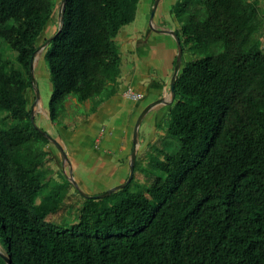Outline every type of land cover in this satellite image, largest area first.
Wrapping results in <instances>:
<instances>
[{
	"label": "trees",
	"instance_id": "obj_1",
	"mask_svg": "<svg viewBox=\"0 0 264 264\" xmlns=\"http://www.w3.org/2000/svg\"><path fill=\"white\" fill-rule=\"evenodd\" d=\"M139 1L68 0L45 55L52 122L68 126L72 97L95 112L117 92L116 38L135 20ZM258 1L174 4L184 54L220 49L184 62L179 72L151 162L160 173L138 192L128 191L132 179L105 197H84L77 221L64 227L52 219L63 199L42 195L53 171L51 140L35 126L27 96L35 93L31 59L58 0H0V39L15 51L13 61L0 53V244L12 264H264ZM0 264H8L1 255Z\"/></svg>",
	"mask_w": 264,
	"mask_h": 264
},
{
	"label": "crops",
	"instance_id": "obj_2",
	"mask_svg": "<svg viewBox=\"0 0 264 264\" xmlns=\"http://www.w3.org/2000/svg\"><path fill=\"white\" fill-rule=\"evenodd\" d=\"M173 19L174 27L171 29L176 30L180 27V24L177 17L174 16ZM162 29L166 28L162 27ZM122 30L116 38L117 45L121 49V55H125V58L122 55V67L123 58L124 62L126 60L130 61L129 55H135L137 58L136 61H133V65L124 64V67L129 68L127 73L132 75V78L128 81L127 86L136 88L139 92H144L146 94L145 99L147 100L140 104L138 103L139 101L137 102L138 104L135 102L136 104L134 107H130L126 104L124 99L126 97L125 90L127 88L123 89L122 94H120V89L122 88L121 85H125V81L122 82V79L125 78V76L123 77L125 72L124 69V72L121 73L118 79V92L106 98L95 112L90 111V102L81 104L78 103L75 98H73V100L71 98L67 100V115L70 113L69 110L73 107L75 108L82 105L86 108L87 113L81 115V118L79 119L80 121H76L80 122L79 124L74 126L72 121L73 118H77V115L73 116V118L68 115L67 119H69L72 124H68L67 127L64 124L52 122L50 114L47 115V111L45 112L46 118L42 117L43 120H48L46 123L49 127H51V129L47 128V132H49L50 135L62 145L67 154V157H64L58 146L51 141L50 145L47 146V149L50 151L48 158L55 161V163L57 162L59 167L64 166L66 169L67 167H70V169L66 170L67 175H69L70 170H72L78 185H80L88 193L97 192L95 188L91 189V185L88 182V179H91L93 176H104L108 181L110 176L113 174L116 176L117 172L125 173L126 170H129L130 172V159L133 149V129L139 114L145 106L154 100L162 97L167 99L170 98V83L177 60L175 52H178V47H175L173 56L166 57L162 60L155 54L156 47L153 43L156 42V39H154V36L150 32L147 38H145L144 36L139 37V35H131L128 30ZM172 37L175 39L174 36ZM136 51L142 58H148V60H144L143 62L142 58H139L135 53ZM144 53H146V56H144ZM155 68L168 69L170 72L168 73L169 77L167 78L166 76L165 78V76H163L162 79H160L155 72ZM168 109L169 105L160 104L146 114L143 121L146 120L147 117L145 123L148 124V131H144V135L149 136L148 133L153 132L158 134V130L160 132L156 138H160V135H164V130L160 127V125L163 122ZM121 111H127L124 119L119 114ZM105 119L109 120V127L104 125L103 121ZM142 125L143 124H141L139 128L138 151L142 148V136L140 140ZM105 127L110 131L108 135H106L107 130ZM149 129L153 130L149 131ZM94 135H96V146L92 143ZM152 135L153 134L150 135V138ZM100 137H102L104 141L98 145ZM156 138H154V140H156ZM145 139L146 136H144V140ZM115 156L117 157L115 158ZM123 180L113 181V185L125 182Z\"/></svg>",
	"mask_w": 264,
	"mask_h": 264
},
{
	"label": "rangeland",
	"instance_id": "obj_3",
	"mask_svg": "<svg viewBox=\"0 0 264 264\" xmlns=\"http://www.w3.org/2000/svg\"><path fill=\"white\" fill-rule=\"evenodd\" d=\"M61 1L62 0H58L56 9L54 11V15L50 19V21L47 23L46 27L44 28L43 34L41 35L39 39V43H38V45L40 46H42V44L48 38L52 37V35L56 32V30L59 27V23H60L59 9L61 5ZM154 1L155 0H140L138 3L137 15H136L135 20L131 22L130 24L126 25L122 31L128 30V32H130L131 35H139V37L144 36L145 38H147L150 32L154 36V39H156V42L153 43L154 46L156 47L155 54L163 60L166 57L173 56L174 49L175 47L177 48V43L175 42V39H173V37L170 34L163 33V32H157L150 28V17H151V12L153 9ZM176 2H178V0H160L156 13H155L154 21H153L154 25L157 28L162 29V27H164L166 29H171L172 27H174L173 18L174 16L176 17V15H174L176 13L175 12L173 13L171 9L173 8L174 4H176ZM258 2H259L261 14L264 15V0H259ZM50 45L51 44L49 43L44 48H41L37 52V56L35 59L34 77H35V82L37 83V85H34V86L38 88L39 90V97L37 96V93H34L31 89L27 90V96L30 100V107L34 110L33 113H34L35 123L36 125L44 129L45 131H47V128L51 129V127H49L48 124L46 123L48 122V120L42 119V117L46 118L45 117L46 111H47V115H49V100L52 94V83L50 80V70L45 60V55L48 49L50 48ZM219 49H220L219 47H212V49L210 48V49H205V50L202 49V50H199L195 54H191L190 52H185L183 56V61L187 62L189 60H192L198 57H203L210 53L218 52ZM120 52H121V49H120ZM0 53L3 56H6L7 58L11 59L12 61L15 59V51H13L10 48V46L2 39H0ZM135 53L137 54L139 58H142L137 53V51ZM177 53L175 52L176 57H177ZM122 55L125 58V55L124 54ZM144 56H146V53H144ZM124 58H123L122 72H124V69H125V72L123 74V77L125 76V78L122 79V82L125 81V85H121L122 88L120 89V94H122L123 89L127 88L125 90V93H126V91L130 88L129 86H127V83L130 80V78H132V75H129L127 73L129 68L124 67V64L133 65V61L137 60L135 55L134 56L129 55L130 61L126 60L124 62ZM144 60H148V58L146 59L142 58L143 62ZM155 69H156L155 72L159 76L160 79H162L163 76H165V78L166 76L167 78L169 77L168 73L170 72L168 69L166 68H161V69L155 68ZM118 89H117V92H118ZM133 89L136 90V88H133ZM141 93L143 95V97L140 99L141 101L140 100L136 101L132 98L127 97L126 95H125L126 97L124 101L126 102L128 106L134 107L138 101H139L138 103L140 104L144 102L145 100H147L145 99L146 94L144 92H141ZM71 99L73 100V97ZM67 109L66 111L64 110L66 114L68 113ZM69 111L70 113L68 115L70 117L73 118V116L77 115V118L75 117L72 120L74 126L80 123L76 121H80L79 119L81 118V115L87 113L86 108L82 105L77 106L75 108L73 107ZM119 114L124 119L127 114V111H121ZM67 118L65 119L64 122H66V124L71 125L72 122ZM146 120H147V117H146ZM146 120H144L142 123L143 124L142 129H141L142 133L140 134V140L142 136V139L144 142L142 141L141 143L142 148H140V150L137 152V164L138 165L135 170L134 178L132 182L130 183V185L128 186V191L132 193L143 190L146 185L150 184L151 180L153 179V176H156L160 173L157 169L153 168V165L151 164V162H152L153 157L158 156L157 151H158V147L160 146V138L162 137V135L159 136L160 138L158 137H157L158 139L156 138V136H158L160 132L159 130H158V134L156 132L155 133L153 132V133H148L149 136L144 135V131H148V127H147L148 124L145 123ZM103 123L106 127H109V120L105 119ZM0 124L2 123L0 122ZM106 130H105L106 135H108L110 131L107 128ZM152 130L149 129V131H152ZM151 134L153 135L150 138ZM144 136H146L145 140H144ZM95 137L96 135L93 136L92 143L96 146L97 141H95ZM102 137H100L98 145H100L104 141ZM154 138H156V140H154ZM173 141L175 143V146H174V149H175L177 148L179 143L177 140L176 141L173 140ZM132 142H133V136H132ZM169 150H172V149L170 148ZM117 156H118V152H117ZM117 156H115V158ZM55 158H56V155H55ZM47 162L48 164H50L51 166L50 168L53 171L50 175H48L50 177H48V182L45 184V187L42 190V195H44V197L46 196L48 197L50 194L51 195H55V193L59 194L58 197L63 199L64 205L62 206V208L60 209L58 213L52 216V219L55 221H59L62 225H64V227H69L73 222L77 221V218H78L77 216L79 215V211L83 204L85 196L82 193L77 191V187L74 185V183L69 177L68 178L71 184H67L65 176H68V175H67L66 170L70 169V167L69 168L67 167V169L64 166L59 167L57 162L55 163V161H52L50 159H48ZM129 173H130L129 170L128 171L126 170L125 173L117 172L116 176L113 174L112 176H110V179L108 181L106 180L104 176H101V177L93 176L91 179H88V182L91 185V189L95 188V190H97V192H94V193H88L80 185L79 186L84 192L88 194H97V193L99 194V193L109 190L110 187L112 188L113 186H115L113 185V181H116V180L122 181L123 179H124L123 181H126L129 176ZM98 191H101V192H98ZM6 249H7L6 246L4 247L3 245L0 244V250L2 252H6Z\"/></svg>",
	"mask_w": 264,
	"mask_h": 264
},
{
	"label": "water",
	"instance_id": "obj_4",
	"mask_svg": "<svg viewBox=\"0 0 264 264\" xmlns=\"http://www.w3.org/2000/svg\"><path fill=\"white\" fill-rule=\"evenodd\" d=\"M68 0H62L61 1V5H60V9H59V17H60V23H59V27H58V31L56 34H53L52 37L48 38L43 44L42 46L35 52V54H37V52L41 49L44 48L46 45H48L53 38L60 33L61 29H62V25L64 23V15H65V10H66V4H67ZM160 0H155L154 1V5H153V9L151 12V17H150V28L152 30H155L157 32H163V33H168L171 34L172 36H174L176 43H177V47H178V54H177V60H176V64L174 67V73L172 76V80L170 83V98L167 99L165 97L162 98H158L156 100H154L153 102L149 103L147 106H145V108L142 110V112L139 114L134 129H133V149H132V153H131V159H130V173L129 176L127 178V180L125 182H122L120 184H117L115 186H113L112 188H110L109 190L102 192V193H97V194H88L86 192H84L80 186L78 185L77 181L74 178V174L71 170L70 174L68 175V177L72 180V182L74 183V185L77 187V191L82 193L85 197H93V198H102L105 197L109 194H111L112 192L122 189L124 187H126L131 180L134 177L135 174V163H136V158H137V152H138V146H139V128L140 125L142 124V121L144 119V117L146 116V114L152 110L153 108H155L156 106L160 105V104H166V105H172L173 102L175 101V97H176V89H175V85H176V79L179 75V72L182 68V63H183V54H184V50H183V45H182V41L178 35V33L176 32V30L173 29H160L157 28L154 25V17H155V13L158 7ZM35 59L36 56L33 57L31 59V64H30V73H31V77L33 80V84L37 85V83L35 82V77H34V68H35ZM35 87V86H34ZM35 93H37V96L39 97V90L38 88L35 87ZM34 110L32 109V115L31 118L35 124V126L44 134L48 135L50 140L52 142H54L58 148L60 149V152L62 153V155L64 157H67V154L65 152V150L63 149L62 145L55 139L53 138L47 131H45L44 129L40 128L38 125H36L35 120H34ZM0 255L7 261L8 264H12V261L10 259V257L5 253L2 252L0 250Z\"/></svg>",
	"mask_w": 264,
	"mask_h": 264
},
{
	"label": "built area",
	"instance_id": "obj_5",
	"mask_svg": "<svg viewBox=\"0 0 264 264\" xmlns=\"http://www.w3.org/2000/svg\"><path fill=\"white\" fill-rule=\"evenodd\" d=\"M125 95L129 98L136 100V101L140 100L143 97L141 92H138L131 87L126 91Z\"/></svg>",
	"mask_w": 264,
	"mask_h": 264
}]
</instances>
